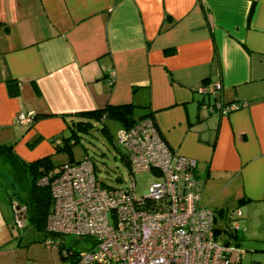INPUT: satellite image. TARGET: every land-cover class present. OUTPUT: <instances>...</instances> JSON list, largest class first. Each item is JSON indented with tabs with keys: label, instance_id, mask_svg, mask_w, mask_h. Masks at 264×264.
Here are the masks:
<instances>
[{
	"label": "crops",
	"instance_id": "1",
	"mask_svg": "<svg viewBox=\"0 0 264 264\" xmlns=\"http://www.w3.org/2000/svg\"><path fill=\"white\" fill-rule=\"evenodd\" d=\"M0 23L1 143L24 161L52 157L61 114L132 103L195 160L198 204L237 206L243 236L264 243V0H0ZM215 82L204 100L241 106L202 108L199 88ZM19 113L46 116L22 125ZM6 218L0 264H61Z\"/></svg>",
	"mask_w": 264,
	"mask_h": 264
},
{
	"label": "built area",
	"instance_id": "2",
	"mask_svg": "<svg viewBox=\"0 0 264 264\" xmlns=\"http://www.w3.org/2000/svg\"><path fill=\"white\" fill-rule=\"evenodd\" d=\"M219 89L215 82L199 91L213 94ZM213 106L222 113L238 108L237 103L217 101ZM16 122L28 123V113H19ZM115 136L127 156L125 186H102L85 156L59 163L39 180L49 186L52 198L46 230L86 236L90 242L67 264H240L244 251L217 237L212 210L198 204L195 160L169 149L148 117L117 129ZM151 170L158 179L136 195L133 174ZM19 215L13 214L17 226ZM238 215V208L226 211L225 230L238 229Z\"/></svg>",
	"mask_w": 264,
	"mask_h": 264
},
{
	"label": "trees",
	"instance_id": "3",
	"mask_svg": "<svg viewBox=\"0 0 264 264\" xmlns=\"http://www.w3.org/2000/svg\"><path fill=\"white\" fill-rule=\"evenodd\" d=\"M6 83L8 85V90H7L8 94L9 95L16 94V86L14 80L11 79L7 80ZM200 95L202 96V100L200 104L202 108H204L206 105L207 107L210 106L209 109L206 108L209 112H213V111L221 112L220 110H217L213 106L215 100L206 101L203 99L204 98L203 96H209L211 94L201 93ZM240 106L241 103L240 104L238 103L237 107ZM134 108L135 105L132 103H123V104L106 103L100 108L84 110L72 114L74 120L70 119L69 122L65 120L66 116L61 114L60 116L64 120V122H66V124L63 130H61L56 136H51L49 139L53 147V152L65 153V155L67 156L66 161L69 162L77 161L74 160L72 156V147L78 142L77 131L79 130L88 131L89 128L92 126L91 122L101 123L102 126L100 127V129L104 133L108 134L107 126L105 124V121L107 119H112L116 121L118 123L117 129L129 128L137 120H141L147 117L152 120V118L150 117V113L148 114L145 113L143 115H135ZM28 115H29V122L25 124H29V125H31L34 121L38 120L39 118L46 116L45 113L44 114L28 113ZM65 130L68 131L67 135L63 134ZM159 136L161 137L160 134ZM40 138L41 137L38 136L34 138L31 142H29L28 143L29 147L33 146ZM161 139L163 140L162 137ZM165 144L167 145L166 142ZM113 145L115 146L117 152H119V159L126 166L128 170L126 152L122 147V145L117 143L116 136H115V140L113 141ZM119 148L122 149V152L120 151ZM169 149L174 151L170 147ZM82 156H85L90 161L92 165V171L94 173V176L96 177V180L100 182L102 186L110 188L111 186L105 185L100 179L97 178L96 175L97 168L95 167L91 158L87 154H83ZM0 160L2 163H6L10 168V171L8 172L9 174L0 171V180L2 181L1 183L5 188L4 190H6L7 192L6 194L7 200H8L9 208L11 209L12 226L15 227L16 230L21 231V229L24 228L22 224V219H26L27 225L29 226L31 231L39 235V237L35 239L36 241L42 242V244L46 246H50V247L55 246L57 248L58 254L60 256L61 264H67L68 261L71 262L74 261L79 253V250L72 249V247H66L63 244V237L66 235L57 234L46 230V217L52 207L51 191L48 185L39 183V180L42 177L49 176L51 169L61 162H54L50 154L33 159L31 161H24L14 152V142L0 144ZM128 174H129V170H128ZM194 174H195V170H194ZM12 203H15L16 208L12 206ZM233 208H238V207L235 206ZM211 210L214 216L213 217V224H214L213 228H215L214 233L216 234L218 232L217 229H219V228L216 229V225L220 218L224 220L225 213L228 209L227 210L225 208L219 209L217 210L218 212L213 209ZM16 211L20 212L19 215L20 224H21L20 226H17L13 221V214ZM239 220H240V213L237 216L238 229L225 230L226 227L225 226L223 232H227L228 234L233 233V235L236 236L238 231L243 230V228H241L239 224ZM85 238L88 240L86 236ZM46 240H49L51 243L47 244L45 242ZM53 243H55V245H53ZM231 256L233 255L231 254Z\"/></svg>",
	"mask_w": 264,
	"mask_h": 264
},
{
	"label": "rangeland",
	"instance_id": "4",
	"mask_svg": "<svg viewBox=\"0 0 264 264\" xmlns=\"http://www.w3.org/2000/svg\"><path fill=\"white\" fill-rule=\"evenodd\" d=\"M60 120L63 121L62 118ZM91 123L92 126L88 131H77L78 142L72 147L73 159L78 160L83 154H87L97 168V178L105 185L111 187L125 186L129 181L128 170L119 159V152H117L115 146L113 145L118 123L112 119H107L105 121L108 134L104 133L100 129L102 126L101 123ZM21 124L23 125V123ZM22 129H24V127H22ZM67 133V130L63 132L64 135H67ZM39 140L40 142L43 141L42 137ZM47 141L51 145L49 140ZM119 149L122 152V149ZM64 158L66 159L67 156L63 152L55 153L52 156V160L54 162ZM0 171L5 172L6 174H9L8 172L10 171L9 166L6 163H2L1 160ZM132 177L135 184L134 190L136 195L143 194L149 184L158 179V177L151 171L137 172L134 173ZM1 182L2 181L0 180V210L4 213V216L7 217L6 220L10 224L12 232L15 233L17 230L12 226L11 209L9 208L7 200V192L4 190L5 188ZM22 224L24 226L22 229V235L25 237L32 231L27 225L26 219H22ZM224 227V220L220 218L216 225V229L219 228L216 233L217 237L222 242L227 241L234 247L244 250L245 253L240 260V264H264V243L262 241L248 240L243 236L242 230L238 231L236 236H234L233 233L228 234L227 232H223ZM63 244L66 247H72V249L80 251L89 247L90 242L85 238V236L68 235L63 237ZM230 260H233V256H230Z\"/></svg>",
	"mask_w": 264,
	"mask_h": 264
}]
</instances>
